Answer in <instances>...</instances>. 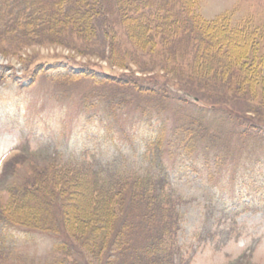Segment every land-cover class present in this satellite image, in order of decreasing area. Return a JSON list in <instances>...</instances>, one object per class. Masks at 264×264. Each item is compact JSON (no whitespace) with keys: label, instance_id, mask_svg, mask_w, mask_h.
I'll return each instance as SVG.
<instances>
[{"label":"rangeland","instance_id":"1","mask_svg":"<svg viewBox=\"0 0 264 264\" xmlns=\"http://www.w3.org/2000/svg\"><path fill=\"white\" fill-rule=\"evenodd\" d=\"M159 1L160 23L173 25L168 17L182 12L184 0ZM98 2L106 15L95 21L88 38L70 29L54 40L44 39L48 36L44 25L31 26L29 33L24 27L30 10L21 6L9 10L10 16L0 12L4 15L0 21V219L6 212L16 218L31 215L32 205L17 209L10 202L31 192V179L45 176L48 170L79 173L90 180L101 172L103 181L116 180L119 185L136 177L160 176L145 161L146 143L154 138L160 120L172 130L190 116L210 131L224 132L231 150L226 143L220 145L227 161L214 180L208 179L210 171L200 154L183 159L185 154L175 148L182 145L170 144L175 146L174 158L160 157L169 188L179 198L177 242L182 263L230 264L245 259L264 264V166L252 161L264 160V148L253 145L254 135L249 140L235 135L238 124L231 120L237 117L248 128L253 123L264 127V0H196L178 23V36L188 20L208 43L213 29L233 38L237 35L231 52L223 45L215 51L221 66L233 64L234 74L215 67L212 71L211 58L196 56L197 43L171 44L163 30L154 46L141 50L119 15V0ZM26 34L32 38L27 42ZM239 66L250 73V87L243 83L246 78L238 73ZM103 77L108 83L98 84ZM135 84L138 89L132 88ZM185 91L203 99L201 106L214 104L220 109H197L192 104L195 98ZM112 103L123 106L113 112ZM167 138L177 140L172 134ZM29 200L27 196L21 204ZM52 210L56 228L48 232L32 230L28 225L34 221L7 229L0 223V264H100L69 242L57 202ZM65 241L67 247L57 249Z\"/></svg>","mask_w":264,"mask_h":264},{"label":"trees","instance_id":"2","mask_svg":"<svg viewBox=\"0 0 264 264\" xmlns=\"http://www.w3.org/2000/svg\"><path fill=\"white\" fill-rule=\"evenodd\" d=\"M12 1L2 0L0 6L3 7L0 12L3 10L5 11L4 15L10 16L13 15L14 10L20 9L21 6L30 10V18L26 19L24 27L29 33L28 29L31 26L34 27L37 23L44 25L48 34L44 39L48 40H54L62 32L67 33L70 29L88 38L92 36L95 21L97 22L101 16L106 15L98 0H15L17 2L14 4ZM195 2L196 0H184L182 12H174L168 17L175 22L171 26L167 23H160L162 16L159 0H119L118 10L119 15H123L122 19L125 21L132 39L141 50L154 46L156 35L163 30L164 38L170 39L171 44L179 46L187 41L188 43L192 41L197 43L196 56L199 59L203 55H206L207 59L211 58L214 62V64H210L212 71L215 67L216 69L220 68L222 73L234 74L233 64L224 66L225 63L221 66L219 64L221 60L215 51L223 45L227 46L228 51L231 52V48H236L237 35L233 38L230 34L221 33L219 29H213L211 32H214V36L208 43L201 31L194 29L191 21L186 20L181 24L184 33H181L180 27L179 36L181 38H178V23L186 14L190 4ZM162 8L164 9V6ZM4 15H0L1 22L4 21ZM59 27L61 30L58 29ZM170 27L173 34H170ZM25 37L26 42L28 38H31L30 34H26ZM211 53L212 56L208 57ZM238 56L239 54L233 55L234 61ZM240 69L239 66L238 73L246 78L243 83L250 87L252 85L251 78H249L250 73H243ZM235 74L237 73L235 72ZM105 83H108L107 78L98 79V84L104 85ZM134 87L138 89L136 84L132 88ZM185 92L198 99V102L192 103L197 109L209 112L218 110L219 107L214 104L213 108L201 106L200 103L204 101L203 99L189 91ZM116 105V103L111 104L113 112H117L123 106V104L120 107L117 105L119 108H116ZM139 108L143 114L146 112V108ZM231 120L238 124V132L235 135L248 137V140L254 135L253 145L264 148V127H261L262 125L253 123L248 128L244 124L245 122L243 123L237 117ZM159 122L160 125L156 128L154 138L149 139L146 143L144 158L152 167L158 169L160 176L136 177L128 183L119 185L116 180L108 181V183L105 179L103 181L102 178H99L102 175L101 172L94 173L95 179L90 180L87 175L79 173L68 175L48 170L45 176L31 179L29 185L31 192H23L20 194L21 197L10 202V205L16 204L17 209H24L32 205L33 207L30 208L34 211L28 208L31 215L27 214L26 217H23V214H21L23 216L19 214V218H16L8 217L6 212L2 214L3 220L0 219V223L7 229L10 228V225L22 227L24 223L27 225L26 222L34 221L28 225L33 228L32 230L47 232L54 230L56 227L55 224L52 225L51 218L56 220L57 215L54 216L52 207L57 202L61 207L60 219L69 242L76 244L82 251L99 260L100 264H183V257L177 242L181 222V215L176 210L179 198L169 188L166 168L160 157L174 158L171 148L175 146L170 144L182 145L180 148H175L177 151L181 150L185 155L187 154V156H183V159L191 158L196 155L195 153L200 154L201 158L199 159L203 162V166L210 171L208 179L214 180V175L222 169L227 161L224 159V149L220 145L226 143L229 146L227 150L230 152L231 144L228 143L227 136L223 138L224 132L221 134L219 130L210 131L209 128L204 127L203 124L190 116L184 117L172 130H169V125L164 120ZM168 134H172V137L177 140H168ZM232 137L236 138L234 135ZM221 140L222 142L219 144ZM157 155L159 158L156 159ZM252 161L255 162V165L264 166V160ZM211 170L214 172L211 173ZM27 196L30 197V202L21 204V201L23 202ZM68 243L57 245V249L61 250V248L67 247ZM230 264H251V262L240 259Z\"/></svg>","mask_w":264,"mask_h":264}]
</instances>
